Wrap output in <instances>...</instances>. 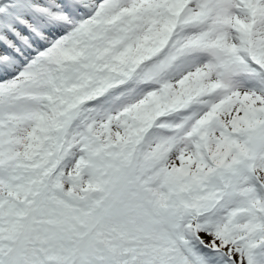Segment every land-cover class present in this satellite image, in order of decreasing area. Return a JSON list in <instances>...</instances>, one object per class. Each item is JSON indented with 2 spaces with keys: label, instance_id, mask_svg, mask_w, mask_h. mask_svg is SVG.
<instances>
[{
  "label": "snow or ice",
  "instance_id": "obj_1",
  "mask_svg": "<svg viewBox=\"0 0 264 264\" xmlns=\"http://www.w3.org/2000/svg\"><path fill=\"white\" fill-rule=\"evenodd\" d=\"M0 264H264V0H0Z\"/></svg>",
  "mask_w": 264,
  "mask_h": 264
}]
</instances>
